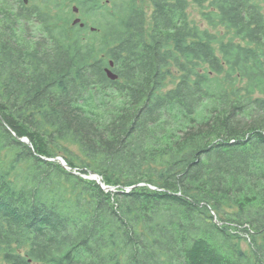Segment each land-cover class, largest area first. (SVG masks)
I'll list each match as a JSON object with an SVG mask.
<instances>
[{
    "label": "trees",
    "instance_id": "trees-1",
    "mask_svg": "<svg viewBox=\"0 0 264 264\" xmlns=\"http://www.w3.org/2000/svg\"><path fill=\"white\" fill-rule=\"evenodd\" d=\"M67 1L0 0V264H264V0Z\"/></svg>",
    "mask_w": 264,
    "mask_h": 264
},
{
    "label": "rangeland",
    "instance_id": "rangeland-1",
    "mask_svg": "<svg viewBox=\"0 0 264 264\" xmlns=\"http://www.w3.org/2000/svg\"><path fill=\"white\" fill-rule=\"evenodd\" d=\"M39 1L40 0H28L27 5H32L33 3H38ZM99 1L102 3V1H105V0H99ZM111 1H114V0H111ZM67 3H68L67 9L71 12V15H72L71 20H70V25H72V22H73V20L75 19L76 16L81 17L84 21H86L89 24L88 28L84 31L86 34H90L92 32V30L90 28L91 26L96 27V26L101 25L102 23H104V21H105V17L104 16H102V15H96V14H90L89 15V14L86 13L87 12L86 10H88V8H86V6H87V0H68ZM74 5H77V6L80 7V11H79L80 13L78 12L79 13V14L77 13L78 15H76V13L75 14L73 13L72 8H73ZM152 10H153L152 5L150 3H148L147 4V11H148V13L150 14L152 12ZM189 13H190L191 19H194L197 23L201 24L204 27L207 25V22L205 20H203V18H202L201 7L199 5H197L195 3H191L190 6H189ZM214 31L220 32L221 34H226L227 33V29L225 27H223V26L215 29ZM229 36H230V34L227 35L226 39H228ZM175 75H176L175 77H170L171 79L169 80V83L167 82L166 88H169V87L172 86V83H171V80L172 79L178 80V78H177L178 73H177L176 70H175ZM72 146H73V148L77 149V146H74V145H72ZM61 157H63V156H61ZM64 167L67 168V169H69V170H72V167L68 163H67V166H64ZM73 171H75L77 173H80L77 169H74ZM82 175L84 177H86V178H90V179L96 180L99 183V177H97V178L92 177L93 174L91 175V172H89V174H82ZM102 183L103 184H101V183H99V184L103 187L104 184H105L103 182V180H102ZM106 186H110V185H106ZM110 187L111 188L108 189V190L115 191L117 189L115 186H110ZM131 188H132V186L131 187H128L127 190H131ZM104 189L106 191H108L106 188H104ZM240 246L245 251H247L249 253L252 250V246L250 245V241H248L245 238L240 241ZM24 250H26V248H22V251H24Z\"/></svg>",
    "mask_w": 264,
    "mask_h": 264
},
{
    "label": "water",
    "instance_id": "water-1",
    "mask_svg": "<svg viewBox=\"0 0 264 264\" xmlns=\"http://www.w3.org/2000/svg\"><path fill=\"white\" fill-rule=\"evenodd\" d=\"M26 2H28V0H26ZM72 10L74 13H78L80 11V7L77 5H74ZM79 23L81 24V26H84V22L81 21V17H76L72 22L73 25H78ZM95 29L96 27L91 26V30H95ZM113 68H114V62L110 61L109 66L105 68V71L110 79L116 80L119 78V75L114 71ZM21 140L31 145V141L28 137H21ZM56 158L62 165L67 166V162L65 161L63 157L59 156ZM91 175L92 177H95V178L99 177V183L103 184L101 180L102 177L99 174L91 172ZM103 187L106 188L107 190L111 188L110 186H106L105 184Z\"/></svg>",
    "mask_w": 264,
    "mask_h": 264
},
{
    "label": "flooded vegetation",
    "instance_id": "flooded-vegetation-1",
    "mask_svg": "<svg viewBox=\"0 0 264 264\" xmlns=\"http://www.w3.org/2000/svg\"><path fill=\"white\" fill-rule=\"evenodd\" d=\"M99 1V0H98ZM111 0H105V1H102V3L99 1V4L102 6V5H105V4H110ZM25 3L27 4L26 0H25ZM80 13V12H79ZM78 13V14H79ZM76 13V15H78ZM76 17H79V16H76ZM75 17V18H76ZM81 21L84 22V26H81V24L79 23L78 25H80L82 28H88L89 24L85 21H83V19L81 18ZM91 28V27H90ZM92 31H95V30H92Z\"/></svg>",
    "mask_w": 264,
    "mask_h": 264
}]
</instances>
